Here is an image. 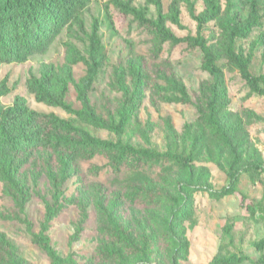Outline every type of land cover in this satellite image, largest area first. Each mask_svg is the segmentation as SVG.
I'll return each mask as SVG.
<instances>
[{
	"label": "rangeland",
	"instance_id": "374dc122",
	"mask_svg": "<svg viewBox=\"0 0 264 264\" xmlns=\"http://www.w3.org/2000/svg\"><path fill=\"white\" fill-rule=\"evenodd\" d=\"M169 1L162 0L164 10ZM187 1L179 0L184 28L171 21L165 23L177 36L197 30ZM258 3L264 15V0ZM143 4L144 0L132 2L136 7ZM194 5L196 12L204 8L202 0H194ZM234 14L241 19L249 17L250 0L222 1L219 21H207L202 35L214 40L221 37ZM147 15L157 16L154 5H148ZM94 19L108 60L96 77L91 102L103 119L116 122L125 91L137 89L141 98L140 107L119 134L88 125L58 106L37 102L26 86L30 73L39 75L45 64L53 63L63 70L73 56L84 55ZM82 20V28L62 32L45 53L24 62L0 63V82L5 79L10 89L1 96L2 104L10 105L14 96L20 95L30 108L69 118L94 137L190 156L191 166L179 167L169 160L162 169L115 174L107 158L96 155L80 159L79 174H69L62 181L55 157L37 153L16 164V173L25 180L29 194L23 206L0 180V264H51L48 254L31 237V231L40 229L46 206L51 204L55 214L46 234L62 264H208L214 256L232 252L246 257L235 264H264V249L254 246L264 235V221L257 210L264 198V96L251 94L237 70L221 58L229 98L226 138L213 136L205 128L202 141L193 144L190 138L197 132L199 120L196 105L202 102L204 86L211 80L201 68V51L187 49L185 43L172 47L159 43L132 15L123 14L109 0H91ZM234 44L237 51L250 55L253 74L264 72V18ZM119 65L125 69V91L116 82ZM132 68L148 75L137 87ZM71 69L67 101L80 109L76 84L85 73V65L78 60ZM180 87L188 93L189 103L174 100L180 96ZM231 170L238 173L235 191L224 195L221 190L228 186ZM181 232L188 240L187 252L178 246ZM141 238L150 243L145 248L148 256L139 253ZM112 250L116 253L109 254Z\"/></svg>",
	"mask_w": 264,
	"mask_h": 264
},
{
	"label": "trees",
	"instance_id": "16d2710c",
	"mask_svg": "<svg viewBox=\"0 0 264 264\" xmlns=\"http://www.w3.org/2000/svg\"><path fill=\"white\" fill-rule=\"evenodd\" d=\"M134 0H109L125 15H132L135 22L145 29L159 43L167 42L175 46L185 43L187 49L198 48L202 53L201 68L211 80L204 86L202 102L197 103L199 120L196 122L197 132L191 136L193 144L204 138L207 128L210 134L225 139L224 122L229 118V98L225 88V72L219 63L225 58L231 68H235L244 79L251 94L264 96V72L253 74L250 71V55H244L235 48V39L245 38L253 25H261L264 15L260 14L258 0H250L249 17L241 19L232 15L222 36L217 39L205 37L201 33L207 21H219L222 1L202 0L204 8L196 12L194 0H188L190 17L197 22L195 34L177 36L166 26L171 21L179 28H184L179 17V0H170L166 10L162 0H144L142 6L132 5ZM91 0H0V63L24 62L35 54L45 53L51 43L65 30L73 27L82 28V14ZM154 5L157 16L147 15L148 5ZM98 23L94 19L88 35V47L85 54L77 58L73 56L63 70H58L53 63H47L39 75L30 73L26 80L27 89L37 102L50 106H58L75 114L88 125L105 128L117 134L123 132L129 117L140 107L141 98L138 90L126 92L124 87L125 69L117 66L116 79L118 88L125 91L116 122L103 119L96 105L90 100L99 70L107 63L106 47L97 33ZM81 60L85 65V73L76 84V98L80 109L72 107L67 101L69 85L72 82V64ZM264 60V56H263ZM131 75L135 86L147 80L148 75L139 69L132 68ZM180 96L174 100L189 103L190 97L183 87L178 89ZM10 92L5 79L0 82V98ZM190 125L185 124V135L188 137ZM37 153H49L60 166V179L79 174L80 159H91L103 155L108 160V167L115 174L124 170H157L165 168V163L172 160L179 167H190V156L170 155L152 149L135 146L120 140L102 139L90 135L75 125L71 119L62 118L53 112H41L30 108L22 96L15 95L12 104L3 105L0 100V180L23 206L29 199L25 180L16 173V164L27 162ZM254 167L261 165L253 163ZM232 169L233 166L231 165ZM264 170V166H263ZM238 178L236 171H229L228 186L221 193L231 194ZM56 200V198H55ZM53 200V201H55ZM258 216L264 221V198L257 205ZM55 205H47L44 220L38 232L31 231L32 241L51 259V264H62L63 259L50 244L46 234L48 223L55 214ZM143 248L139 253L148 256L145 248L150 246L146 238H141ZM178 246L184 252L188 250V240L183 232L179 234ZM127 246L131 241L127 239ZM259 251L264 249V235L254 242ZM138 252V251H137ZM114 254L116 251H108ZM246 257L237 253L216 255L208 264H235Z\"/></svg>",
	"mask_w": 264,
	"mask_h": 264
}]
</instances>
